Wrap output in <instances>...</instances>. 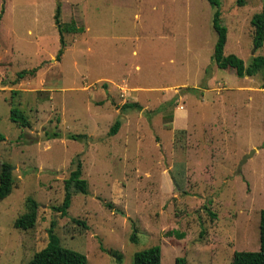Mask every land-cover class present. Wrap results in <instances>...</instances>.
<instances>
[{
	"label": "rangeland",
	"instance_id": "374dc122",
	"mask_svg": "<svg viewBox=\"0 0 264 264\" xmlns=\"http://www.w3.org/2000/svg\"><path fill=\"white\" fill-rule=\"evenodd\" d=\"M220 1L225 55L246 66L264 57L251 25L264 1ZM59 5L61 23L84 32L65 34L58 61ZM214 13L207 0H0V174L9 163L15 180L0 200V264L31 262L51 229L88 264H133L154 246L162 264H233L259 251L264 73L217 68ZM13 108L30 128L10 120ZM76 160L88 194L72 190L63 216L55 208ZM29 198L38 219L25 231L14 224Z\"/></svg>",
	"mask_w": 264,
	"mask_h": 264
},
{
	"label": "trees",
	"instance_id": "16d2710c",
	"mask_svg": "<svg viewBox=\"0 0 264 264\" xmlns=\"http://www.w3.org/2000/svg\"><path fill=\"white\" fill-rule=\"evenodd\" d=\"M212 7L215 8L213 27L217 32L218 39L215 45V51L213 55V63L217 68L221 70L231 69L240 78L255 77L260 73H264V57L258 56L253 58L249 66L245 65V62L236 55H225V46L227 44L228 30L223 25L221 20V1L220 0H207ZM264 1V0H263ZM61 6L57 7L54 19L55 24L59 31V41L61 44V50L57 55V60H61L64 49L67 47L65 40V34H81L84 32L83 28L78 27L75 23H61ZM2 15H0V21ZM253 27V45L254 50L264 46V4L261 12L255 14L251 20ZM37 73V69L32 71H22L17 75V80H23L27 76H34ZM123 111L127 110H141L138 103H126L123 106ZM10 120L20 128H30L31 124L26 115L18 108L11 109ZM122 126V120L117 119L111 128L110 135L115 136ZM48 140L59 139L61 135L54 133L49 135ZM88 138L86 135H69L70 140H83ZM75 170L72 171L71 176L65 181V198L60 207L55 208L56 211L61 212L63 216L67 215L68 209L71 205L72 190L79 194H88V184L86 180L82 178V162L76 160L73 162ZM0 174V200L8 198L15 187V180L12 173V165L9 163L1 164ZM108 208H113L112 204L106 205ZM39 203L29 198L27 201V212L17 218L15 221V227L21 230H30L34 228L38 219ZM80 223V222H79ZM49 243L42 251L35 254L33 260L28 264H88V259L84 254L77 251H73L64 248L60 239L53 233L51 229L49 231ZM170 234V233H169ZM184 235H181L183 238ZM136 242V237L131 239ZM259 241L260 249L257 252H236L233 258V264H264V209L260 211V223H259ZM133 264H162V250L160 246H154L149 249L135 253ZM175 264H187V260L184 257L176 259Z\"/></svg>",
	"mask_w": 264,
	"mask_h": 264
},
{
	"label": "water",
	"instance_id": "95a60500",
	"mask_svg": "<svg viewBox=\"0 0 264 264\" xmlns=\"http://www.w3.org/2000/svg\"><path fill=\"white\" fill-rule=\"evenodd\" d=\"M251 155H249L248 157H250Z\"/></svg>",
	"mask_w": 264,
	"mask_h": 264
}]
</instances>
